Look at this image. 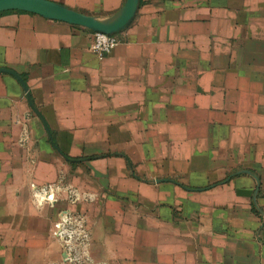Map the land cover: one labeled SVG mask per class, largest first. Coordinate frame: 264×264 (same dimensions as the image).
Masks as SVG:
<instances>
[{
    "label": "crops",
    "instance_id": "crops-1",
    "mask_svg": "<svg viewBox=\"0 0 264 264\" xmlns=\"http://www.w3.org/2000/svg\"><path fill=\"white\" fill-rule=\"evenodd\" d=\"M94 35L0 13V264H68L66 208L96 264H264V0H140L110 54ZM46 184L92 199L40 207Z\"/></svg>",
    "mask_w": 264,
    "mask_h": 264
},
{
    "label": "built area",
    "instance_id": "built-area-1",
    "mask_svg": "<svg viewBox=\"0 0 264 264\" xmlns=\"http://www.w3.org/2000/svg\"><path fill=\"white\" fill-rule=\"evenodd\" d=\"M118 43V39L113 35L95 32L91 49L98 56L103 57L110 54ZM31 190L33 200L40 207H54L65 192L72 205L85 202L88 199L83 192L76 188H65L64 190L61 185L57 184H46L41 187L32 185ZM54 235L64 248V260L67 263L94 264L89 255L92 235L85 215L76 213L72 209L61 211L59 219L55 223Z\"/></svg>",
    "mask_w": 264,
    "mask_h": 264
},
{
    "label": "water",
    "instance_id": "water-1",
    "mask_svg": "<svg viewBox=\"0 0 264 264\" xmlns=\"http://www.w3.org/2000/svg\"><path fill=\"white\" fill-rule=\"evenodd\" d=\"M139 3L140 0H127L121 12L114 19L108 21L78 13L49 0H0V13L10 10L31 12L45 18L83 26L95 32L114 35L133 20Z\"/></svg>",
    "mask_w": 264,
    "mask_h": 264
},
{
    "label": "rangeland",
    "instance_id": "rangeland-1",
    "mask_svg": "<svg viewBox=\"0 0 264 264\" xmlns=\"http://www.w3.org/2000/svg\"><path fill=\"white\" fill-rule=\"evenodd\" d=\"M65 190V189H64ZM90 195V194H89ZM90 200L92 199V196L90 195L89 197H88ZM67 200H68V202L70 203V201H69V199L67 198ZM71 204V203H70ZM72 205V204H71ZM66 209H71V208H66ZM65 210V209H64ZM76 213H79V214H81V212H76ZM60 242V241H59ZM90 248H91V246H90ZM89 248V255H90V258H91V260H92V257H91V249ZM63 250H64V248H63ZM92 262H94V261H92ZM68 264H71V263H68ZM94 264H96L95 262H94Z\"/></svg>",
    "mask_w": 264,
    "mask_h": 264
},
{
    "label": "trees",
    "instance_id": "trees-1",
    "mask_svg": "<svg viewBox=\"0 0 264 264\" xmlns=\"http://www.w3.org/2000/svg\"><path fill=\"white\" fill-rule=\"evenodd\" d=\"M92 159H94V158H92Z\"/></svg>",
    "mask_w": 264,
    "mask_h": 264
}]
</instances>
